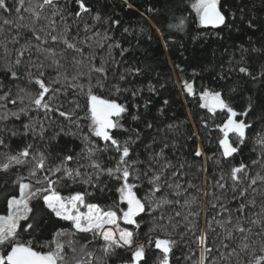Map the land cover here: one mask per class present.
<instances>
[{
	"label": "trees",
	"instance_id": "obj_1",
	"mask_svg": "<svg viewBox=\"0 0 264 264\" xmlns=\"http://www.w3.org/2000/svg\"><path fill=\"white\" fill-rule=\"evenodd\" d=\"M33 2L35 3V0ZM83 2L90 12L83 13L82 18H77L74 15L79 11L76 0H58L59 5L65 10L68 39L78 45L82 56L74 50L65 49L61 42L49 39L41 44L32 36L31 31L25 29L19 30L25 38L17 37L19 43H12L11 38L17 35L18 30L11 25H3L4 30L0 31V95L10 91V96L7 101H0V114L5 111H18L27 104V100L22 104L16 99L18 94L38 91V86L31 84L25 75L29 60L35 63L43 61L45 64L50 62L45 60L47 53H38L33 47L22 57L24 63L17 69L18 78H13L7 73L4 69L5 62L15 60L14 50L24 44L26 39L31 40L33 45L40 44L41 47L53 49L58 54L63 52L66 60L62 59L61 63L65 64L70 73L74 67L73 56L82 61L79 67L84 72L88 71V57H94L92 64L97 67L100 66L102 59L105 60L106 87L96 88L94 91L103 98L116 100L128 109L120 118L123 128L114 130L113 134L121 141L126 139L135 141L131 145L130 155L133 161H140L137 168L141 171L147 170L150 164L157 171H160L164 163L171 164V167L163 169L164 189L158 195L163 196L167 193L168 199L174 203L142 213L138 217L141 225L139 229H134L123 221H120V227L137 231L139 241L147 243L146 234L154 223L165 225L175 223L178 227L172 234V239L178 243L170 254V264H196L200 257V249L193 242L195 236L200 234V230L207 229L208 222L217 212H220V215L216 216L218 220L228 216V212H221L219 205L224 204L226 208L232 210L234 217L240 215L235 212L239 204L232 199V182L227 175L221 180V175L228 173L232 166L241 162L248 165L250 176L257 173L264 175V160H261L260 156L264 149L256 143L257 134H264V0H218V8L225 16V22L216 28H203L200 25L199 17L191 7L194 0H83ZM6 3L12 11L9 13L0 10V25L3 24V19L14 21L16 19L14 0H6ZM96 14L100 16L99 21L92 18ZM55 19L57 33L62 32L64 22L60 21L59 17ZM28 22V14L25 13L23 23ZM44 24L46 21L42 19L36 28L39 29ZM85 25L89 27L88 31H85ZM96 33L98 35H95ZM116 44H119V47H115ZM5 45L9 50L8 56L4 55ZM242 57L252 76L238 72L240 66L238 62ZM31 70L36 71L35 68ZM44 71L46 81L56 77L54 69L45 68ZM121 75L124 76L123 80L120 79ZM253 76L256 79H253ZM98 77L99 74H92V84L96 83ZM80 82L88 84L87 76L82 77ZM185 84L192 85V95L185 90ZM51 86L62 88L61 84ZM115 87H119L121 91L115 93ZM206 89L220 92L237 113L244 112L249 105L252 106L248 116L237 117L252 127L246 131V142L240 145L234 159L225 161L220 156L218 138L221 133L217 125L227 119V113L220 110L212 113L201 107L200 94ZM134 91L137 92L135 96ZM12 100L16 101L15 104L11 102ZM56 102L62 105L65 112L76 108L78 103L80 108H77L76 112L80 117L81 127L77 128L76 124L59 117L58 114H50L46 118L43 111L31 110L28 115L21 114L19 118L9 115L6 120H0V129L3 130L0 131V140L4 142L0 145V162H4L5 154H14L29 143L33 145L34 152L42 151L46 154L49 167L58 165L66 155L73 156L81 165L86 164L87 159L84 156L86 144L83 139L85 136L89 137L93 144L103 148L104 142L91 135L89 121L84 118L87 112L86 96L80 95L78 90L68 88L60 92ZM133 115H137L138 119L133 120ZM29 118L44 123L43 138L39 135L34 137L31 133L23 135V125L29 123ZM36 127L38 132L39 124ZM10 130H16L20 135L12 136ZM232 140L239 143L234 136ZM161 149L163 159L157 157ZM197 149L202 155L195 154ZM113 157L118 159L114 151H106L97 154L95 158L101 160L106 167H111L115 163ZM151 157H156V161L153 162ZM254 160L260 162L253 164ZM69 166L76 167L77 164L69 162ZM31 167L32 164L29 163L13 166L8 171H0V215L7 214V199L13 195L19 196L16 181L20 177L25 178V183L31 181L35 187L42 186L36 184V179L42 180L45 173L39 172L37 177H31ZM174 172L175 176L172 175ZM151 174L150 172L149 175ZM52 179L55 180L57 177L53 176ZM102 179L107 181L103 195L99 189L79 180L73 182L62 179L60 184H66L67 187L57 185V191L62 196L76 192L93 193L86 197L87 202L98 204L104 210H108L113 201L119 199L115 191L119 185L106 176ZM217 181L226 184V187L218 189L215 187ZM138 183L139 187L135 191L138 197L144 200L151 185L146 178ZM177 183L181 185L180 196L174 195L173 189L168 188L169 184ZM256 187L260 189L259 184ZM253 195L256 196L257 204L255 208H250L245 213L247 217H251L252 212L260 211L262 197L258 193L250 192L248 199ZM214 196H219L220 200H215ZM193 198L195 201L186 206L185 200L191 201ZM31 203L37 204L36 201ZM213 203L217 205L215 209L212 208ZM176 212H181L182 215L176 216ZM189 212H198L199 216H189L188 221H185L183 216ZM161 215L164 216L163 220L160 219ZM168 216L173 217L171 222L168 221ZM193 220L197 228L195 236L188 232L182 237L180 233H185ZM35 223L37 228L33 236L27 233L22 235L25 242L35 241L34 247L38 251L48 250L42 246L50 243L59 229L71 230L70 222L59 220L50 214L43 208L42 200L37 207ZM212 228L215 231L209 235L208 244L216 249L220 240L217 233L222 236L223 229L214 222ZM259 231V226H255L252 239H258L255 233ZM153 235L161 234L157 232ZM235 236L236 238L229 242L231 247H237L239 244L240 234L236 233ZM88 239L91 240L90 234ZM80 242L85 243L83 240ZM101 243L102 241L97 240L87 247L95 257L101 258L95 264H105V261L106 264H123L124 260L130 258V253L123 250H117L118 255L105 258L100 249ZM237 250L239 251L238 248ZM157 254L158 250L154 248L148 252V264H156ZM76 256L88 259L79 252V249ZM218 256L219 251H214L209 261ZM232 264H236L235 258Z\"/></svg>",
	"mask_w": 264,
	"mask_h": 264
},
{
	"label": "snow or ice",
	"instance_id": "obj_2",
	"mask_svg": "<svg viewBox=\"0 0 264 264\" xmlns=\"http://www.w3.org/2000/svg\"><path fill=\"white\" fill-rule=\"evenodd\" d=\"M76 3L79 11L74 15L77 18H82L83 13L90 12L83 0H76ZM14 5L15 21L3 19V24L0 25V31L4 30L3 25H11L18 30L17 35L11 38L12 43H19L17 37L25 38L23 33L19 31L20 29H25L31 31L32 36L37 41H40L41 44L46 43L50 39L53 42L63 43L65 49L74 50L77 54L83 55L78 45L68 39L65 10L59 5L58 0H35V3L33 0H14ZM191 7L199 17L201 25H212L215 27L225 22V16L218 8V0H194ZM0 10L9 13L12 11L6 0H0ZM25 13L28 14V23H23ZM47 13H50V15ZM56 17H59L60 21L64 22L63 31L59 33H57ZM92 18L96 21L100 20L99 14ZM42 19L46 21V24L37 29L36 25ZM182 24L183 20H181ZM88 30L89 27L85 25V31ZM41 33H43V36H41ZM53 33L57 34L54 35ZM95 35H98V33ZM88 39H91V37H88ZM83 42L80 41V43ZM33 47L38 53H47L45 60L50 61L47 64L43 61L35 63L29 60L28 62L25 75L31 84L38 86V91L25 92L24 95L18 94L16 99L22 104L27 100V104L19 108L18 111H5L0 114V120H6L9 115L19 118L21 114L28 115L29 111L36 110L43 111L46 118L50 114H58L59 117L69 120L70 123H74L77 128H80V117L77 116L76 112L80 105L77 103L76 108L65 112L62 110V105L56 102L61 91L71 88L78 90L80 95L87 97V112L84 118L89 121L88 128L91 135L103 141L104 146L100 148L93 144L89 137H83L86 144L84 156L87 159V163L83 165L79 164L73 156L66 155L58 165L49 167L46 154L42 151L34 152L31 143L26 144L14 154H5L4 162H0V171H8L13 166L31 163V177H37L39 172H44L45 175L42 180L36 179V184L42 185L40 187H35L31 181L25 183L24 177H20L16 181L19 196L13 195L9 197L7 199V214L0 215V250H2L0 251V264H73V261L74 264H95L101 258L95 257L93 252L87 250V247L97 240L102 241L100 249L105 258L118 255L117 250L130 253V258L124 260L123 264H148V252L153 248L158 250L156 264H170V254H172L173 248L178 243V241L172 239V234L177 230V224L154 223L146 234L147 243L139 241L137 231L120 227V221H123L124 224L131 225L134 229H139L141 225L138 217L142 213L160 209L164 205L174 203V201L168 199L167 193L163 196L158 195L164 189V183L162 182L163 169L171 167V164L168 162L164 163L160 171L154 169L150 164L147 170L141 171L137 168V164L140 161H133L130 155L132 151L131 145L135 141L131 139L121 141L113 134L114 130L123 128L120 118L128 109L116 100L103 98L94 91L96 88L103 89L106 87V61L102 59L100 66L97 67L92 64L94 57L90 56L87 58L88 71L84 72L79 67L82 61L73 56L72 64L74 67L70 73L65 64L61 63L62 59L66 60L63 52L58 54L53 49L41 47L40 44L33 45L31 40L26 39L24 44L14 50L16 53L15 60H7L4 64L5 71L10 73L13 78H18L17 69L24 63L22 57L25 52H30ZM115 47H119V44H116ZM8 52L9 50L5 45L4 55L8 56ZM58 55L59 58H57ZM121 55H123V51ZM238 63L240 64L238 68L240 74L252 76L249 68L243 62V57ZM32 68H35L36 71L33 72ZM45 68L54 69L56 77L46 81L44 79ZM93 73L99 74L95 84L91 82ZM85 76L88 78V84L86 85L80 82L81 78ZM252 78L256 79L255 76ZM120 79L123 80L124 76L121 75ZM52 84H61L62 88H53ZM185 90L189 95L193 94L191 84H185ZM120 91L119 87H115V93ZM136 94L137 92L134 91L133 96ZM9 96L10 91L5 92L0 95V101H7ZM200 96L201 100L204 101L201 107H206L212 113L217 110L227 113V119L217 125L221 133L218 138V146L222 160L234 159V154L238 153L240 145L246 142V131L252 127L251 124L245 120H239L237 117L240 115L248 116L252 106L249 105L244 112L237 113L222 97L220 92H211L206 89ZM11 102L15 104L16 101L12 100ZM132 119L137 120L138 116L133 115ZM37 124H39L38 132ZM148 127L150 128L151 124ZM0 131L3 130L0 129ZM10 131L12 136L20 135L16 130ZM29 133L34 137L39 135L43 138L45 133L44 123L42 121H33L29 118V123L23 125V135L26 136ZM72 134L74 135L75 133ZM233 136L239 141L238 144L232 140ZM3 143V140H0V145ZM256 143L264 149V134H257ZM106 151H114L117 154L118 159L112 158L115 160L114 166L106 167L101 160L95 158L97 154ZM195 154L197 156L202 155L199 149L196 150ZM260 156L261 160H264V151L261 152ZM157 157L163 159V149L157 154ZM150 159L153 162L156 161V157H151ZM69 162L76 163L77 166L71 167ZM259 162L257 160L252 161L253 164ZM217 163H220V161H217ZM81 169H85V171H81ZM87 169H91V171H87ZM150 172L152 173L151 175H149ZM57 174L60 175L57 176ZM172 175L175 176L176 173L174 172ZM225 175L232 182V199L238 201L239 204L235 212L240 215L234 217L232 210L226 208L224 204H220L221 212H228L227 218L223 220L216 219V216L220 215V212H217L216 216H213L212 220L208 222L207 229L200 230L198 236H195L197 228L195 220H193L190 222L191 227L185 233H180V235L183 237L188 232H191L195 236L193 242L200 249V257L196 264H232L233 258H235L236 264H264V175L257 173L255 176H250L248 165L243 162L232 166L228 173L222 174L221 180L225 178ZM53 176H56L57 179L53 180ZM105 176L119 185L115 189L119 199L118 201L114 200L113 205L108 210H104L98 204L87 202L86 197L93 195V193L76 192L69 196H62L57 191V185L67 187L66 184H60L62 179L72 180L73 182L79 180L84 184L99 189V192L103 195L107 188V181L102 179ZM144 178L148 180L151 188L148 195L142 200L138 197L135 189L139 187L138 182H142ZM258 184L260 185L259 190L256 187ZM189 187H192V185H189ZM215 187L224 189L226 184L217 181ZM168 188L173 189L174 195H181V185L179 183L175 185L169 184ZM250 192L258 193L262 199L260 201V211L252 212L251 217H247L245 213L250 208H255L257 204L255 195L248 199ZM205 195H210V193H205ZM214 199L219 201L220 197L214 196ZM41 200L43 201L44 209H47L57 219L70 222L71 226V230L59 229L55 233L53 240L42 246L47 247V251L36 250L34 247L35 241L28 240L25 242L22 235L23 233H27L29 236L34 235L37 228L35 223L37 207ZM32 201H36L37 204L33 205ZM194 201L195 198L191 201L185 200V205L188 206ZM121 205H125V207H120ZM216 207L217 205L213 203L212 208L215 209ZM82 208L86 209V211H81ZM181 215V212H176V216ZM189 216L198 217L199 213L189 212L183 216V219L188 221ZM160 219L163 220L164 216L161 215ZM167 219L171 222L173 217L168 216ZM213 222L223 229L222 236L217 233L220 236V240L216 249H213L208 244L209 235L215 231L212 228ZM245 225H248V227H245ZM255 226L260 228V231L255 233L258 239H252ZM169 228H171V231H169ZM157 232L161 235L154 236L153 234ZM236 233L240 234L239 244L237 247H231L229 242L236 238ZM89 234L91 240L88 239ZM78 236L79 239H77ZM81 240L85 241V243L81 244ZM78 249L79 252L88 257L87 260H84L83 257L77 258ZM214 251H219V256L209 261V257L213 256Z\"/></svg>",
	"mask_w": 264,
	"mask_h": 264
},
{
	"label": "water",
	"instance_id": "obj_3",
	"mask_svg": "<svg viewBox=\"0 0 264 264\" xmlns=\"http://www.w3.org/2000/svg\"><path fill=\"white\" fill-rule=\"evenodd\" d=\"M200 22V21H199ZM201 25V24H200ZM222 24H220V25H217V26H215V27H213L212 25H201L203 28H216V27H219V26H221ZM218 111V110H217Z\"/></svg>",
	"mask_w": 264,
	"mask_h": 264
},
{
	"label": "rangeland",
	"instance_id": "obj_4",
	"mask_svg": "<svg viewBox=\"0 0 264 264\" xmlns=\"http://www.w3.org/2000/svg\"><path fill=\"white\" fill-rule=\"evenodd\" d=\"M202 103H204V101H202ZM203 108L207 109L206 107H203ZM81 211H86V209L82 208ZM0 251H2V250H0Z\"/></svg>",
	"mask_w": 264,
	"mask_h": 264
}]
</instances>
